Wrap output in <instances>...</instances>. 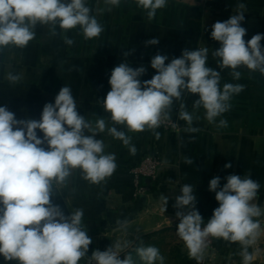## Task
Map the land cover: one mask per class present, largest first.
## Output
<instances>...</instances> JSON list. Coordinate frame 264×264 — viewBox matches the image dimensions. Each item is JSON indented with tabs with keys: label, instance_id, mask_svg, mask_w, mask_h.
Masks as SVG:
<instances>
[{
	"label": "clouds",
	"instance_id": "9594fccd",
	"mask_svg": "<svg viewBox=\"0 0 264 264\" xmlns=\"http://www.w3.org/2000/svg\"><path fill=\"white\" fill-rule=\"evenodd\" d=\"M103 3L105 10L111 11L121 0ZM135 3L151 21L168 0ZM245 10L246 5L240 3L227 20L211 26V38L219 42L212 56L220 71L206 66L208 47L185 49L167 64L169 57L157 53L151 59L156 74L148 80L140 79L147 71L144 66H115L108 81L111 90L102 101L109 114L108 122L99 118L93 123L81 115L69 86L61 87L54 103L43 106L39 120L17 119L7 105L0 106V256L6 264H78L85 257L87 264H134L131 255L121 259L130 244L128 240L114 242L106 250H95L88 256L92 240L83 225V209L66 215L53 203V197L76 170L84 180L97 185L115 172L116 156L106 152V145L96 138L97 134L107 131L135 155L132 138L123 129L132 133L155 132L165 122H171L174 103H179L178 116L189 126L187 131H198L192 127L194 114L183 102L185 93L198 95L193 108H203L208 123L226 128L227 121L218 118L231 109L232 97L241 93L244 85L225 83L221 87V70L230 69L235 80L241 78L240 68L264 75V34H255L245 41L247 30L241 26ZM38 25L47 27L53 36L57 35V28L66 33L79 27L85 39L98 38L104 31L88 0H0V52L25 48L35 38ZM64 40L67 45L74 43L66 35ZM158 43L157 38L146 42ZM6 79L17 83L22 76L9 72ZM118 125L123 127L118 130ZM155 135L159 139V133ZM224 167L230 168L231 164ZM225 180L222 187L218 176L209 182L208 190L215 193L219 206L206 223L196 209L193 186H181V195L176 196L173 205L179 220L176 235L197 264H202L210 238L238 243L242 264H254L257 255L249 248L264 232L259 219L264 217V208L254 202L260 183L250 175L231 174ZM161 199L165 211L168 198ZM127 223L117 221L121 230L126 229ZM136 252L142 264H165V257L155 246L139 247Z\"/></svg>",
	"mask_w": 264,
	"mask_h": 264
},
{
	"label": "crops",
	"instance_id": "0c3cea01",
	"mask_svg": "<svg viewBox=\"0 0 264 264\" xmlns=\"http://www.w3.org/2000/svg\"><path fill=\"white\" fill-rule=\"evenodd\" d=\"M240 3L246 5L241 25L247 30L245 41L255 34H264V0H168L151 21L135 0H121L111 11L105 10L103 0H88L92 14L104 28L98 38L85 39L79 27L66 33L57 28V35L53 36L47 27L38 25L35 38L25 48L0 52V106L7 105L17 119L39 120L43 106L54 103L61 87L69 86L81 115L93 123L99 118L108 122L109 114L104 111L102 101L111 90L108 83L111 71L120 63L133 68L144 66L147 71L140 77L143 81L156 74L151 59L157 53L169 57L167 64L172 58H179L185 49L208 47L206 66L220 71L212 56L219 42L211 38V26L227 20ZM65 35L74 41L72 45L65 43ZM152 38H157L159 43L147 45ZM261 44L264 46V40ZM125 53L129 54L125 56ZM238 70L239 80L233 79L230 69L221 70V87L225 83L244 85V90L232 97L231 109L218 118L227 121L226 128L208 123L204 109L193 108L198 95L185 93L183 102L194 114L192 127L198 129L196 132L187 131L189 126L178 116L179 103H174L171 119L181 126L179 132L159 127L155 130L159 133L157 139L152 130L132 133L123 129L132 138L131 144L137 149L135 155L107 131L96 135L104 141L106 152L115 154V172L97 185L84 180L76 170L53 197V203L66 215L83 209V225L92 240L88 256L95 250H106L114 242L128 240L127 249L132 251L134 264L140 262L136 249L153 244L167 245L170 254L167 264H175L173 244L176 243L168 244L165 239H170L179 223L173 205L184 184L193 186L196 209L205 223L219 206L215 193L208 190L210 180L217 176L222 187L228 175H250L260 183L254 202L264 208V75L247 68ZM9 72L20 74L22 79L9 82L6 79ZM121 127L118 125V130ZM38 135L43 134L38 132ZM154 153L162 161L158 177L148 195L135 197L130 170L144 156ZM229 163L231 167L225 168ZM162 196L168 198L165 211ZM125 220L126 229L121 230L117 221ZM254 250L257 255L254 264H264V232L249 248L250 252ZM182 251L188 256L184 246ZM212 251L218 264H242L238 243L215 239ZM86 262L87 257L78 264ZM0 264H6L2 256Z\"/></svg>",
	"mask_w": 264,
	"mask_h": 264
},
{
	"label": "built area",
	"instance_id": "2783aa9c",
	"mask_svg": "<svg viewBox=\"0 0 264 264\" xmlns=\"http://www.w3.org/2000/svg\"><path fill=\"white\" fill-rule=\"evenodd\" d=\"M173 124H175V127L172 126ZM160 128L174 132H179L181 130V126L173 119H171V122H165L162 124ZM161 166L162 161L160 155L154 153L144 156L138 164L131 168L130 175L133 196L138 197L149 194L151 184L157 179ZM261 224L264 226V217H261ZM214 241L215 238H210L209 247L205 251L202 264H218L216 260L217 258L212 251L214 249ZM127 251L128 249L121 253V259L124 258V255H127ZM85 264H87V262ZM194 264H197L195 260Z\"/></svg>",
	"mask_w": 264,
	"mask_h": 264
},
{
	"label": "rangeland",
	"instance_id": "374dc122",
	"mask_svg": "<svg viewBox=\"0 0 264 264\" xmlns=\"http://www.w3.org/2000/svg\"><path fill=\"white\" fill-rule=\"evenodd\" d=\"M167 240V242H169L168 244H171L172 245V243H176V244H173V245H175L174 247V253L176 254V257H177V260H176V264H183L182 262L180 263V260H186V259H189V256H184L183 255V251H182V247L184 246V243H183V241L182 240H180L178 237H177V235H176V231H174V232H172L171 233V236H170V239H165V241ZM179 241V242H178ZM162 244V243H161ZM152 246H155V247H157L159 250H160V253L165 257V264H167V262H168V255H170V254H168L167 253V245H152ZM184 248H185V246H184ZM176 249V250H175ZM172 250H173V247H172ZM129 251H130V249H129ZM178 254H180L181 256H179ZM139 263L138 264H140L141 263V260L139 259ZM192 261H193V263H194V260L192 259ZM135 262V261H134ZM138 262V261H137Z\"/></svg>",
	"mask_w": 264,
	"mask_h": 264
},
{
	"label": "trees",
	"instance_id": "16d2710c",
	"mask_svg": "<svg viewBox=\"0 0 264 264\" xmlns=\"http://www.w3.org/2000/svg\"><path fill=\"white\" fill-rule=\"evenodd\" d=\"M126 253H127V255H131V256H132V251H129V250H128ZM181 262H182L183 264H194L193 261L190 260V259L180 260V263H181ZM175 264H176V263H175Z\"/></svg>",
	"mask_w": 264,
	"mask_h": 264
}]
</instances>
